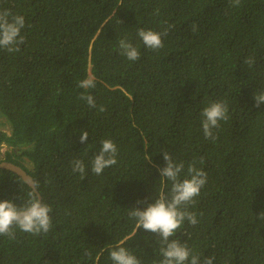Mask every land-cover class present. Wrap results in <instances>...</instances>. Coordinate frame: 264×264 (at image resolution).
<instances>
[{
    "label": "trees",
    "instance_id": "trees-1",
    "mask_svg": "<svg viewBox=\"0 0 264 264\" xmlns=\"http://www.w3.org/2000/svg\"><path fill=\"white\" fill-rule=\"evenodd\" d=\"M0 9L25 18L20 51L0 50V114L10 125L0 161L25 169L52 209L47 233L0 236V264H113L116 246L158 264V235L137 229L129 211L168 192L163 151L184 162L181 178L193 161L207 174L188 206L198 223L185 221L174 238L213 264H264V103L254 100L264 92V0H0ZM138 29H168L163 47H145ZM122 38L139 60L120 54ZM87 78L95 87H78ZM212 101L228 106L214 142L201 126ZM103 139L115 143L117 164L97 175ZM30 191L0 168V200L19 206Z\"/></svg>",
    "mask_w": 264,
    "mask_h": 264
},
{
    "label": "clouds",
    "instance_id": "clouds-1",
    "mask_svg": "<svg viewBox=\"0 0 264 264\" xmlns=\"http://www.w3.org/2000/svg\"><path fill=\"white\" fill-rule=\"evenodd\" d=\"M233 6H238L240 0H232ZM25 27L23 15L13 14L10 9H0V50L8 53H18L20 46L24 44L25 37L22 29ZM170 27V26H169ZM196 30V25L192 26ZM168 29L163 32L138 29L137 35L141 38L145 47L157 50L163 47L162 36L167 34ZM120 54L129 61H137L140 52L127 38L118 42ZM251 66L254 61L249 58L245 61ZM78 87L90 89L95 87L93 78L83 79ZM85 100L89 107L95 108L96 104L91 95L82 94L80 97ZM257 107L264 103V92L254 94ZM104 109L101 107L100 109ZM201 126L205 139L213 142L217 139L214 129L219 128L221 120L228 119V106L223 101L209 102L201 111ZM89 136L87 131L81 130L80 142L84 143ZM101 147L91 161V171L97 175L105 168L117 164L118 149L111 139L101 140ZM165 166L159 169L160 178L170 182L167 193L161 191L156 195L154 202L147 203L143 208H130L129 216L135 219L136 228L155 233L162 245L160 248L161 259L158 264H213V257H205L203 260L186 243H182L176 237V233L185 221L195 226L198 223L196 213L188 210V206L195 203V198L200 195L201 188L207 181L206 172L196 167L193 161L187 167L186 175L181 178L185 171L183 161H176L168 151H163ZM145 160L151 162V156L146 155ZM203 159L201 158V163ZM72 171L85 174V164L80 159L71 162ZM38 184L33 183L32 191L28 193L29 199L17 206L8 199L0 200V236H7L15 239V229L24 233L39 235L47 233L52 227V218L49 213L52 211L50 205L42 202L36 192ZM138 204L141 202H137ZM258 219H264V212H261ZM89 255V253H85ZM109 257L113 264H141L140 260L129 249L124 246H116L109 250Z\"/></svg>",
    "mask_w": 264,
    "mask_h": 264
},
{
    "label": "water",
    "instance_id": "water-1",
    "mask_svg": "<svg viewBox=\"0 0 264 264\" xmlns=\"http://www.w3.org/2000/svg\"><path fill=\"white\" fill-rule=\"evenodd\" d=\"M0 168L3 169H7L10 170L14 173H16L17 175H19L31 188L33 187V183L35 182L33 177L27 173V171L25 169H23L21 166L10 162V161H6V160H2L0 161ZM37 194L39 195V197L42 200V196L41 194L38 192V190L36 189Z\"/></svg>",
    "mask_w": 264,
    "mask_h": 264
},
{
    "label": "rangeland",
    "instance_id": "rangeland-1",
    "mask_svg": "<svg viewBox=\"0 0 264 264\" xmlns=\"http://www.w3.org/2000/svg\"><path fill=\"white\" fill-rule=\"evenodd\" d=\"M0 130H3V131H6L7 133H10V125L8 123V121L6 120L5 117H3L1 114H0ZM7 145L5 144H2L1 147H0V157H3L4 155V151L7 149ZM28 167H29V164H27Z\"/></svg>",
    "mask_w": 264,
    "mask_h": 264
}]
</instances>
